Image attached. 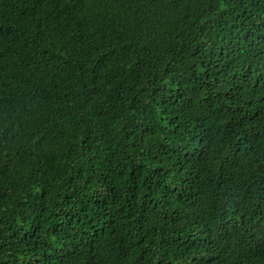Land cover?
Returning <instances> with one entry per match:
<instances>
[{
  "label": "trees",
  "instance_id": "trees-1",
  "mask_svg": "<svg viewBox=\"0 0 264 264\" xmlns=\"http://www.w3.org/2000/svg\"><path fill=\"white\" fill-rule=\"evenodd\" d=\"M0 264H264V0H0Z\"/></svg>",
  "mask_w": 264,
  "mask_h": 264
}]
</instances>
